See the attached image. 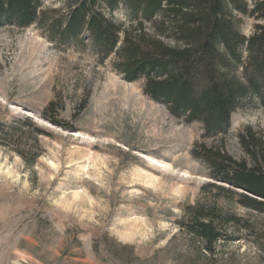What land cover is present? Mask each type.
Returning <instances> with one entry per match:
<instances>
[{
  "label": "rangeland",
  "instance_id": "374dc122",
  "mask_svg": "<svg viewBox=\"0 0 264 264\" xmlns=\"http://www.w3.org/2000/svg\"><path fill=\"white\" fill-rule=\"evenodd\" d=\"M106 1L100 11L132 24L123 5L111 12ZM255 23L244 19L246 35ZM91 45L89 32L60 44L36 26L0 27V126L30 118L50 133L26 129V146H0V264H264V217L238 205L256 232L212 260L179 227L186 208L214 199L194 147L222 145L243 159L238 135L250 127L264 138V110L239 109L227 135L204 139L202 123L173 116L145 94L144 80L128 82ZM53 101L50 115L66 128L44 117ZM29 151L40 155L33 165L19 156Z\"/></svg>",
  "mask_w": 264,
  "mask_h": 264
},
{
  "label": "trees",
  "instance_id": "16d2710c",
  "mask_svg": "<svg viewBox=\"0 0 264 264\" xmlns=\"http://www.w3.org/2000/svg\"><path fill=\"white\" fill-rule=\"evenodd\" d=\"M64 1L58 10L46 8L43 0H0V27L36 26L60 44L76 43L89 32L102 64L116 59L113 68L128 82L144 80L145 94L173 116L202 123L204 139L227 135L239 109L264 110V0H107L111 12L124 6L129 26L100 11L99 0ZM246 17L256 22L250 35L243 31ZM59 105L51 102L44 117L66 128L51 117ZM26 129L50 136L30 118L19 119L0 126V146H26ZM238 138L245 153L241 160L222 145H196L192 153L210 169L214 183L206 188L214 199L186 208L179 227L205 261L243 232H256L254 221L232 207L264 217V138L250 127ZM23 152L19 156L29 165L40 156Z\"/></svg>",
  "mask_w": 264,
  "mask_h": 264
}]
</instances>
